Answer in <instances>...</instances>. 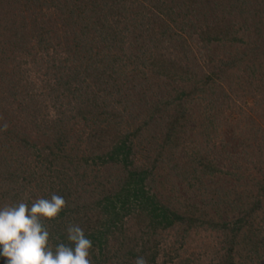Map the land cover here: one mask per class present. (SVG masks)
Returning <instances> with one entry per match:
<instances>
[{
    "label": "trees",
    "instance_id": "obj_1",
    "mask_svg": "<svg viewBox=\"0 0 264 264\" xmlns=\"http://www.w3.org/2000/svg\"><path fill=\"white\" fill-rule=\"evenodd\" d=\"M52 194L92 264H264V0H0V206Z\"/></svg>",
    "mask_w": 264,
    "mask_h": 264
},
{
    "label": "clouds",
    "instance_id": "obj_2",
    "mask_svg": "<svg viewBox=\"0 0 264 264\" xmlns=\"http://www.w3.org/2000/svg\"><path fill=\"white\" fill-rule=\"evenodd\" d=\"M66 207L64 197L52 194L28 203L0 206V260L3 264H92V240L77 224L66 228V242L50 244L45 221L56 219ZM135 264H147L143 256Z\"/></svg>",
    "mask_w": 264,
    "mask_h": 264
},
{
    "label": "rangeland",
    "instance_id": "obj_3",
    "mask_svg": "<svg viewBox=\"0 0 264 264\" xmlns=\"http://www.w3.org/2000/svg\"><path fill=\"white\" fill-rule=\"evenodd\" d=\"M193 246H198V247H200V245H199V244H197V245H193Z\"/></svg>",
    "mask_w": 264,
    "mask_h": 264
}]
</instances>
